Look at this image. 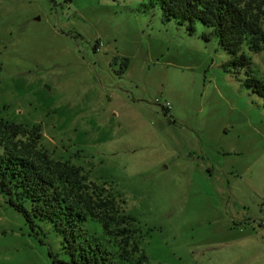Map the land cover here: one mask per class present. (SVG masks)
<instances>
[{"label": "rangeland", "instance_id": "1", "mask_svg": "<svg viewBox=\"0 0 264 264\" xmlns=\"http://www.w3.org/2000/svg\"><path fill=\"white\" fill-rule=\"evenodd\" d=\"M149 1L0 0V114L136 218L144 264H264V99ZM29 227L0 195V264H53Z\"/></svg>", "mask_w": 264, "mask_h": 264}, {"label": "trees", "instance_id": "2", "mask_svg": "<svg viewBox=\"0 0 264 264\" xmlns=\"http://www.w3.org/2000/svg\"><path fill=\"white\" fill-rule=\"evenodd\" d=\"M143 6L144 11L159 10L163 23L175 22L192 36L201 27L200 38L208 43L215 38L229 56L224 72L264 99V80L247 54L264 52V0H150ZM40 139L0 114V195L33 233L45 237L44 225L60 240L59 253L49 249L52 263H146L135 231L128 227L136 218L124 215L105 188L94 184L90 192L88 175L54 161ZM89 221L101 224L102 234Z\"/></svg>", "mask_w": 264, "mask_h": 264}]
</instances>
